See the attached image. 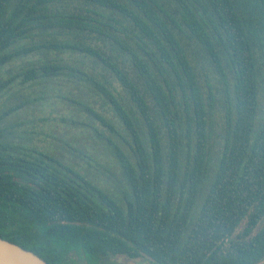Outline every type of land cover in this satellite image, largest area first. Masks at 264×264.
Here are the masks:
<instances>
[{"label":"trees","instance_id":"1","mask_svg":"<svg viewBox=\"0 0 264 264\" xmlns=\"http://www.w3.org/2000/svg\"><path fill=\"white\" fill-rule=\"evenodd\" d=\"M0 237L47 264L262 263L264 0H0Z\"/></svg>","mask_w":264,"mask_h":264},{"label":"rangeland","instance_id":"2","mask_svg":"<svg viewBox=\"0 0 264 264\" xmlns=\"http://www.w3.org/2000/svg\"><path fill=\"white\" fill-rule=\"evenodd\" d=\"M62 115H63V111H61V109L54 108V106L50 107V110L46 109V112L44 114L38 113L37 115L38 119L35 122V129L40 132V134L37 136L39 146L59 147V142L56 141L54 137L55 136L58 137L60 132L63 131L62 128H64V124H62L59 121V118ZM42 118H45V120L40 121V119ZM68 125L69 124H67V126ZM73 257H74L73 259L77 260L79 263H84V261L78 259L76 255H73ZM118 263L120 264L121 262L119 261ZM118 263H114V264H118ZM141 264H145V262L143 261ZM260 264H264V261L263 263Z\"/></svg>","mask_w":264,"mask_h":264},{"label":"water","instance_id":"3","mask_svg":"<svg viewBox=\"0 0 264 264\" xmlns=\"http://www.w3.org/2000/svg\"><path fill=\"white\" fill-rule=\"evenodd\" d=\"M0 264H47L32 252L0 237Z\"/></svg>","mask_w":264,"mask_h":264},{"label":"flooded vegetation","instance_id":"4","mask_svg":"<svg viewBox=\"0 0 264 264\" xmlns=\"http://www.w3.org/2000/svg\"><path fill=\"white\" fill-rule=\"evenodd\" d=\"M111 261L114 263H118L120 261L122 264H141L144 261L145 264H151L147 258L142 256L131 258L126 255H117L114 256Z\"/></svg>","mask_w":264,"mask_h":264}]
</instances>
